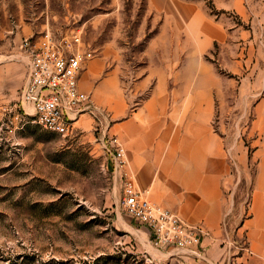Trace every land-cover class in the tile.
<instances>
[{
    "label": "rangeland",
    "instance_id": "rangeland-1",
    "mask_svg": "<svg viewBox=\"0 0 264 264\" xmlns=\"http://www.w3.org/2000/svg\"><path fill=\"white\" fill-rule=\"evenodd\" d=\"M168 1L0 0V264H191L202 259L156 248L147 228L122 209V183L113 173L92 115H84L76 132L67 136L20 114L28 61L22 39L50 33L73 40L78 33L81 47L90 55L81 87L107 111L111 132L129 148L121 122L143 110L152 96L155 79L145 86L142 81L157 65L159 45L152 40L163 26ZM196 1L219 19L225 10L218 3L228 0H182ZM183 9L178 5L177 14L184 15ZM226 14L231 16L226 24L230 29L240 22L232 12ZM180 25L184 27L177 30L178 59L175 70L171 68L177 93L187 90L183 81L206 74L216 98L208 125L215 140L208 143L223 147L219 201L224 205L217 225L225 231L226 246L224 224L229 233L243 225L256 175L253 121L255 102L264 87V34L253 38L255 68L248 64L234 71L226 65V60L231 62L242 49L244 53L249 49L245 39L232 32L214 42L205 55L213 68L201 73L186 61L191 41L185 24ZM242 25L252 29L251 23ZM208 136L204 135L205 142ZM128 169L150 198L152 192L140 183L130 158ZM215 201L203 209L205 215L211 214Z\"/></svg>",
    "mask_w": 264,
    "mask_h": 264
},
{
    "label": "crops",
    "instance_id": "crops-1",
    "mask_svg": "<svg viewBox=\"0 0 264 264\" xmlns=\"http://www.w3.org/2000/svg\"><path fill=\"white\" fill-rule=\"evenodd\" d=\"M168 3L163 26L152 40L153 44L159 45L155 59L157 65L142 81L145 86L151 78L155 79L152 96L143 110L134 111L121 122L122 134L129 141L128 159L136 167L140 183L149 186L147 192H152L149 197L153 202L188 222H202L209 230L203 243L205 258L191 264H264V87L260 99L255 102L252 159L256 164V175L248 216L243 225L230 229L236 246L228 257L223 245L225 231L217 225L221 220V205H224L219 201V183L225 172L223 147L219 149L217 144L208 143L215 140L208 127L216 108L214 90H210L211 85L205 74L204 77L183 81L187 90L178 94L177 77L175 72H171V68L175 70L178 59L177 30L184 27L180 25L183 23L191 41L185 58L197 71L207 73L213 68L205 60V55L215 41L222 40L232 32L235 37H243L249 49L247 53L242 49L240 56L231 62L226 60V65L234 71H241L248 64L255 68L252 42L256 35L264 34V0L218 3V7L225 10L219 19L200 8L198 1L184 4L182 0H169ZM178 5L184 6V15L177 14ZM228 11L240 20L231 29L226 25L231 19L226 14ZM244 23H251L253 30L243 27ZM91 65L95 66V63ZM178 123L182 125L178 126ZM206 133L209 135L207 143L204 137ZM214 199L213 211L208 213L210 216L205 215L203 209L210 207L209 202ZM172 200H180L181 204H174ZM202 218L207 219L209 225ZM240 247H249L252 253Z\"/></svg>",
    "mask_w": 264,
    "mask_h": 264
},
{
    "label": "built area",
    "instance_id": "built-area-1",
    "mask_svg": "<svg viewBox=\"0 0 264 264\" xmlns=\"http://www.w3.org/2000/svg\"><path fill=\"white\" fill-rule=\"evenodd\" d=\"M80 35L73 40L58 38L50 33L41 37H25L21 49L26 55L27 77L21 90L23 116H31L43 128L71 136L77 123L86 115L96 120L113 173L122 183L120 204L135 222L147 228L149 241L160 250L172 254L204 259V238L209 230L201 222L191 223L170 209L153 202L137 186L133 172L128 169L127 147L120 137L111 132L112 119L107 111L98 107L91 95L82 89L81 76L89 60V53L80 45ZM226 254L231 256L235 243L227 224ZM252 251L249 247H240Z\"/></svg>",
    "mask_w": 264,
    "mask_h": 264
}]
</instances>
